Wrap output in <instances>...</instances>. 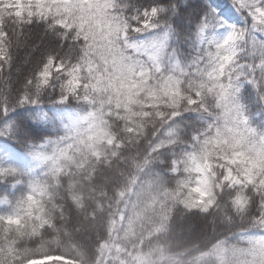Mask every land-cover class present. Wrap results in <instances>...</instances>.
<instances>
[{
  "label": "snow or ice",
  "instance_id": "snow-or-ice-1",
  "mask_svg": "<svg viewBox=\"0 0 264 264\" xmlns=\"http://www.w3.org/2000/svg\"><path fill=\"white\" fill-rule=\"evenodd\" d=\"M229 3L242 22H230L219 6H208L196 24L194 53L183 61L173 22L182 17L180 0H152L147 5L136 0H0V137L20 140L9 113L41 105L48 90L57 93L53 102L74 99L88 110L65 123L60 135L38 143L21 141L33 159L47 158L53 149L69 152L81 129L109 120L124 123L119 118L129 109L143 107L152 113L163 106L166 111L150 145L159 147L152 155L170 152L167 174L176 175L187 154L215 149L220 159L223 150L228 159L220 166L226 179L213 190L230 199L227 208L216 213L222 212L228 224L240 221L239 230L225 235L224 243H242L245 264H264V128L256 125L249 107L254 103L258 113H264V0ZM36 28L41 31L34 40ZM24 49L22 64L30 63L34 53L39 59L20 82L12 69ZM186 114L206 123L183 140L177 121ZM181 141L183 151L177 155ZM233 152H243L245 158L233 163ZM156 164L160 161L149 159L137 183ZM32 171L0 164V264H82L66 255L58 241L44 240L47 226L22 235L11 231L18 226L10 225L7 217L23 222L25 178ZM241 190L242 198L236 200ZM213 207L188 205L185 210L208 216ZM25 244L36 247L26 248L21 256ZM98 246L96 240L95 250Z\"/></svg>",
  "mask_w": 264,
  "mask_h": 264
},
{
  "label": "clouds",
  "instance_id": "clouds-1",
  "mask_svg": "<svg viewBox=\"0 0 264 264\" xmlns=\"http://www.w3.org/2000/svg\"><path fill=\"white\" fill-rule=\"evenodd\" d=\"M164 111L163 106L152 113L144 112L143 107L129 109L126 116L119 118L126 121L124 123L109 120L96 124L94 128L81 129L69 152L61 150L57 153L53 149L47 158L33 159V171L25 178L27 194L24 203L27 207L23 222L21 218L7 217L10 225L18 226L11 231L22 235L47 226L49 230L44 232V240L58 241L66 255L82 261V264H99L98 257L89 250V242L95 237L99 241L96 251L101 254L110 246L117 229L116 217H119L121 225L125 221V212L120 209L122 203L125 208L131 204L127 226L123 227L125 244L135 236L133 226L141 215L136 209L143 204L147 210V201L161 194L165 201L170 200L173 207L180 211L188 205L200 204L205 207L215 205L209 215L216 213L217 208L225 210L230 197L213 190V186L219 189L226 179L220 166L221 160L228 159L223 150L219 154L220 159H216L218 154L215 149L187 154L183 169L176 175H168L166 168L160 171L159 191L155 195L145 190L143 181L133 187V169H139L140 162H147L153 156L155 147H159L150 145L159 130L158 120ZM183 140L187 139L183 137ZM177 146L183 149V141ZM182 151H176L177 155ZM158 157L160 165H164L163 154H158ZM238 158L244 159V153L233 152L231 161L234 163ZM241 198L242 190L237 193L236 200ZM3 231L9 229L3 228ZM102 231L105 233L103 236ZM26 247L34 249L36 244ZM26 247L21 248V256ZM116 250L123 251L122 245L116 244ZM152 251L153 245L150 244L148 254ZM170 255L175 257L174 264H188L180 252ZM19 264H23V260Z\"/></svg>",
  "mask_w": 264,
  "mask_h": 264
},
{
  "label": "trees",
  "instance_id": "trees-1",
  "mask_svg": "<svg viewBox=\"0 0 264 264\" xmlns=\"http://www.w3.org/2000/svg\"><path fill=\"white\" fill-rule=\"evenodd\" d=\"M136 2L147 5L152 0H136ZM162 2H168V0H162ZM180 4L182 5V17L174 19L173 22L180 34L179 57L183 61L189 60L194 53L196 24L208 6H219L223 9L224 17L230 22H242L241 17L231 8L229 0H180ZM34 31L37 33L34 40L39 39L41 29L36 28ZM221 31L222 29H218L217 33ZM25 51L26 49L18 52L12 69L14 79L20 82L23 81L35 61L39 59V54L34 53L30 63L22 64ZM17 67H19V72L16 70ZM56 95V92L48 90L42 95L41 105H24L16 108L15 112L9 113V119L17 126L20 140H5L0 137V163H12L24 169L33 168V158L25 143L21 141L38 143L46 137L60 135L63 132V125L70 121L65 114L66 110L71 112V119L77 118L88 110L87 104L74 99H70L68 103H55L53 101ZM249 107L254 122L264 128V113H258L254 103ZM177 122L186 139L190 138L194 130L206 123L196 114H186L185 117L178 118ZM181 150H183L182 146H177L176 151ZM163 156L166 163L156 164L145 172L140 183H137V176L140 175L146 162L141 161L139 169H133L134 188L143 181L145 190L153 195L159 191V177L155 174L164 171L167 162L171 159V153L165 152ZM149 159L158 160L159 157L155 155ZM22 190L23 186H21ZM147 204V210L143 204L136 209L141 215L133 226L135 236L126 244L123 241V227L127 226L131 204L128 208H125L123 203L120 205V209L125 212V221L121 225L119 217H116L117 229L110 240V246L105 248L102 254L99 253L102 257V264H120L121 261L125 264L128 262L150 264L152 261L156 264H174L175 257L170 254L175 252H180L188 264H209V262L212 264H245V257L242 254L245 246L237 240H232L228 244L224 243L225 235L239 230V218H236L234 224H228L222 212L219 215L213 213L204 216L195 212L190 214L185 209L180 211L173 207L170 200L165 201L162 194L155 199L148 200ZM3 210L4 206L0 205V211ZM213 219H215L214 225L210 223ZM101 235L105 233L102 231ZM95 241L93 237L89 242V250L94 256L97 255L94 247ZM116 244H121L123 251L117 252ZM150 244L153 245V251L148 254ZM26 246L30 247L31 244L21 247ZM202 253H208V255H202Z\"/></svg>",
  "mask_w": 264,
  "mask_h": 264
},
{
  "label": "rangeland",
  "instance_id": "rangeland-1",
  "mask_svg": "<svg viewBox=\"0 0 264 264\" xmlns=\"http://www.w3.org/2000/svg\"><path fill=\"white\" fill-rule=\"evenodd\" d=\"M65 114L68 116V118H69L70 120H72V119H71L72 115H71V112H70V111L66 110V113H65ZM74 119H75V118H74ZM256 124L259 125V123H257V122H256ZM33 163H34V162H33Z\"/></svg>",
  "mask_w": 264,
  "mask_h": 264
}]
</instances>
